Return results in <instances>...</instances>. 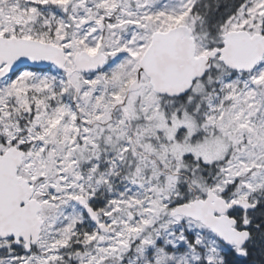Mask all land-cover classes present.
<instances>
[{
  "label": "snow or ice",
  "instance_id": "snow-or-ice-1",
  "mask_svg": "<svg viewBox=\"0 0 264 264\" xmlns=\"http://www.w3.org/2000/svg\"><path fill=\"white\" fill-rule=\"evenodd\" d=\"M0 264H264V0H0Z\"/></svg>",
  "mask_w": 264,
  "mask_h": 264
}]
</instances>
